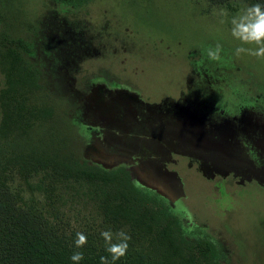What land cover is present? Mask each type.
<instances>
[{
  "label": "rangeland",
  "instance_id": "1",
  "mask_svg": "<svg viewBox=\"0 0 264 264\" xmlns=\"http://www.w3.org/2000/svg\"><path fill=\"white\" fill-rule=\"evenodd\" d=\"M229 3L0 0V30L44 40L38 99L54 107L46 127L69 150L130 168L222 244L225 264H264V58L234 55L256 46L231 36L245 5ZM217 42L222 60L208 62L203 50Z\"/></svg>",
  "mask_w": 264,
  "mask_h": 264
},
{
  "label": "trees",
  "instance_id": "2",
  "mask_svg": "<svg viewBox=\"0 0 264 264\" xmlns=\"http://www.w3.org/2000/svg\"><path fill=\"white\" fill-rule=\"evenodd\" d=\"M89 1L45 0L74 8ZM41 42L0 30V264H73L74 251L84 254L80 264H100L108 255L105 230L131 236L127 255L115 264H225L222 244L202 227H187L130 168L82 160L58 130L46 127L55 111L38 99L40 66L49 60ZM16 179L27 184L30 198L15 189ZM77 232L87 236L81 249L74 247Z\"/></svg>",
  "mask_w": 264,
  "mask_h": 264
},
{
  "label": "clouds",
  "instance_id": "3",
  "mask_svg": "<svg viewBox=\"0 0 264 264\" xmlns=\"http://www.w3.org/2000/svg\"><path fill=\"white\" fill-rule=\"evenodd\" d=\"M231 36L240 42L241 45H255L256 47L237 46L235 56L241 54L251 55L257 58H264V4L253 3L245 5L231 17ZM223 46L220 43L208 45L203 50V55L208 62H220L222 60ZM140 187L139 182L135 183ZM105 241L107 256L100 257V264H115L116 261L125 257L128 253L131 236L125 231L113 233L105 230L100 233ZM87 244V236L83 232H77L74 240V247L81 249ZM111 257V260H109ZM73 264H80L84 259L82 251H74L70 257Z\"/></svg>",
  "mask_w": 264,
  "mask_h": 264
}]
</instances>
